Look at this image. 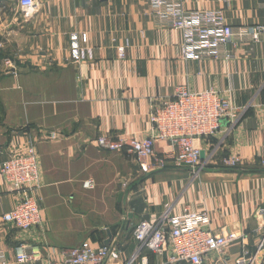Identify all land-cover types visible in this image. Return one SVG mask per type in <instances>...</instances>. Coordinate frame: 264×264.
<instances>
[{"label": "crops", "instance_id": "obj_1", "mask_svg": "<svg viewBox=\"0 0 264 264\" xmlns=\"http://www.w3.org/2000/svg\"><path fill=\"white\" fill-rule=\"evenodd\" d=\"M17 1L0 0V163L25 144L36 146L43 228L21 233L2 222L15 197L0 177V264H19L20 245L40 251V262L25 264L58 260L61 250L85 242L102 247L107 231V247L117 253L107 264L136 254L135 264H167L166 256L140 249L133 232L141 220L187 209L207 211L215 233L243 235L252 254L264 233V217L254 215L264 209V33L258 42L227 46L230 59L197 63L182 59L181 33L158 26L149 0H39L32 14ZM182 7L221 11L227 25L264 26V0H182ZM71 34L86 35L92 61L70 60ZM183 86L229 90L242 109L201 144L209 160L197 176L172 164L146 173L124 152L96 147L103 135L146 137L151 100L173 98ZM155 151L169 146L158 143ZM229 156L242 165L222 167ZM240 247L203 264H235Z\"/></svg>", "mask_w": 264, "mask_h": 264}, {"label": "built area", "instance_id": "obj_2", "mask_svg": "<svg viewBox=\"0 0 264 264\" xmlns=\"http://www.w3.org/2000/svg\"><path fill=\"white\" fill-rule=\"evenodd\" d=\"M39 5V0L17 1V6L25 14H32ZM149 8L158 26L181 33V55L187 61L199 63L230 59L225 50L227 46L258 42L264 33V26L227 25L223 13L218 10H184L182 0H149ZM86 39V35L71 34L69 37L70 60L76 64L93 60L91 49L83 46ZM117 55L123 58L125 48L119 47ZM175 92L173 98L151 100V127L146 137L103 135L95 139L96 147L103 152H124L134 158L146 173L163 170L172 164L175 168L188 169L194 177L197 176L209 160L206 156L201 160V144L217 134L222 121L233 125L242 109L231 103L229 90L197 93L183 86ZM57 137V132H54L48 139ZM158 143L168 144L169 151L158 154L155 151ZM220 165L234 169L241 166L242 161L238 156H229L222 158ZM39 166L36 146L30 143L0 163V177L15 197L11 210L2 215V222L21 233L43 228L38 205L42 187ZM254 215L264 217V209L256 210ZM210 225L207 211L192 212L187 209L179 216L165 211L151 220L139 221L133 239L140 249L166 256L167 264H203L207 257L225 255L237 242H241V255L235 264H264V233L251 254L242 245L243 235L229 232L218 234ZM26 248L20 245L15 249L17 263L42 260L39 249L28 253ZM115 255L117 253L107 246L95 248L85 242L74 249L61 250L58 260L47 258L42 264H107ZM138 258L136 254L125 264H135ZM141 264H147L145 258Z\"/></svg>", "mask_w": 264, "mask_h": 264}, {"label": "water", "instance_id": "obj_3", "mask_svg": "<svg viewBox=\"0 0 264 264\" xmlns=\"http://www.w3.org/2000/svg\"><path fill=\"white\" fill-rule=\"evenodd\" d=\"M200 156H201V160L204 159V157H205L204 156V151H201L200 152ZM107 235H108V237H107L106 242L104 244L105 247L109 244V241H110L109 239H110V236L111 235H110V232L109 231H107Z\"/></svg>", "mask_w": 264, "mask_h": 264}]
</instances>
